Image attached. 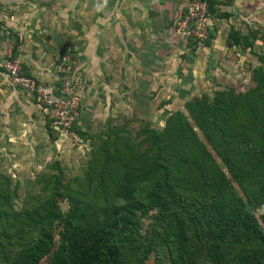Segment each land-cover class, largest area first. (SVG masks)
<instances>
[{
    "label": "trees",
    "instance_id": "trees-1",
    "mask_svg": "<svg viewBox=\"0 0 264 264\" xmlns=\"http://www.w3.org/2000/svg\"><path fill=\"white\" fill-rule=\"evenodd\" d=\"M214 11L211 0L208 12ZM235 34L228 33L227 44L241 40ZM210 35L192 43L209 44ZM12 39L11 58L20 44L17 36ZM263 63L254 69V85L246 91L222 87L195 95L181 108L167 109L160 129L145 123L131 137L109 125L106 136L115 137L113 147L103 143L105 152L97 156L92 149L95 158L89 159L86 173L91 181L86 186H95L101 202L71 187L61 193L64 176L55 163L54 172L36 181L39 204L14 212L25 224L39 227V234L23 241L12 263L37 264L48 253L47 264H145L162 245L171 251L172 264H264V213L260 223L245 207L264 204V179L257 175L264 170ZM29 80L39 86L34 77ZM31 95L40 104L36 91ZM51 121L46 131L58 137ZM58 196L67 203L65 212ZM153 209V224L143 233L138 215ZM54 222L59 224L56 243ZM199 244V259H190Z\"/></svg>",
    "mask_w": 264,
    "mask_h": 264
},
{
    "label": "crops",
    "instance_id": "crops-1",
    "mask_svg": "<svg viewBox=\"0 0 264 264\" xmlns=\"http://www.w3.org/2000/svg\"><path fill=\"white\" fill-rule=\"evenodd\" d=\"M1 1L15 11L21 7L23 10L21 15L6 20L8 27L2 30L12 42V36L18 37L16 30L22 35L18 47L20 78L32 76L39 86L55 93L62 66L55 56L68 50L62 55L74 56L71 62L87 79L95 77V72L104 84L107 75L103 70L110 69L115 86L126 84L131 90L137 81L155 86L158 100L164 105L169 103L167 109L181 108L187 99L206 93L216 71L231 62L230 54L224 57L228 50L236 55L243 53L239 51L242 47L227 44L230 28L243 20L261 24L258 18L264 15V0H212L215 11L209 12L211 38L205 45L193 44L175 33L176 21L185 12L182 0ZM77 6H81L80 12ZM94 6L101 9L93 15ZM31 21L50 23L48 28L41 26L52 34L48 42L40 35L39 24L34 27ZM58 22L72 25L67 28ZM166 86H175L172 94L164 93L165 89L168 92ZM127 97L133 98L128 93ZM47 116L29 91L13 85L7 73L0 71V132L9 146L26 144L29 148L40 141L47 143Z\"/></svg>",
    "mask_w": 264,
    "mask_h": 264
},
{
    "label": "rangeland",
    "instance_id": "rangeland-1",
    "mask_svg": "<svg viewBox=\"0 0 264 264\" xmlns=\"http://www.w3.org/2000/svg\"><path fill=\"white\" fill-rule=\"evenodd\" d=\"M77 7L80 12L81 6ZM21 9L22 7L15 11L14 8L0 0V68H3L2 72H6L3 67L4 60L12 54L13 50V42L4 36L2 30L8 27L5 22L6 20L12 19L11 16L13 15L18 16L22 14L23 10ZM100 9L101 6H94L91 9L93 11L90 12L94 15L95 12H99ZM83 13H87V11H83ZM259 19L260 18H258V21H261V24L253 21L250 22V20H243L242 23L239 22L234 27L230 28L228 33H236L235 35L239 36L241 39L238 43L230 41L233 43L232 46L242 47V50L238 48L239 51L243 53L236 55L234 53L235 51L229 52L228 50L224 57H228L230 54L229 60L231 62L228 63L225 68L216 71L214 74V83L206 91L207 94H212L213 90L222 87H229L234 91L244 92L254 85V82H252L254 69L260 65L261 60L264 61V15L263 19ZM18 23H21V21ZM31 23L35 27V24L37 25L38 22L35 23L31 21ZM38 24L40 35L48 42L52 34L49 31H44L41 26L43 28H48L50 27V23L44 21ZM58 24L59 26L62 24L61 26L67 28L72 25V23L65 25L62 22H58ZM16 33L18 35V41H22V35L19 34L17 30ZM47 42L45 43L47 44ZM226 42L229 43L228 38ZM66 53H68V50L60 52L55 58L59 57L62 66L67 64L70 65L81 77L79 117L76 124L73 125L74 129H77L74 130L76 131L75 142H62L56 144L57 137H52L47 133V136L45 135L48 137L47 143H42L40 141L38 144H33L34 147L28 148L25 147L26 144H24L25 146L23 147L19 145L18 148H14L9 146L6 140L7 138H3L0 132V193L6 196L4 200H2L0 196V200H2L0 201V264H13L12 257L21 249L23 241L28 238V236H38L39 227L25 224L14 212L21 211L23 208H31L39 204V199L42 195L39 192L40 185L37 184L36 181H38L39 177L54 172L55 163H58L64 176L60 190L61 193L64 194L66 190L71 187L73 190H77L78 193L85 194L86 199L90 201L99 199L101 202L102 200L98 195L99 191L94 189L95 186H86L87 183L91 182L86 181V173L90 170L89 159L95 158L93 154L92 156L90 154L92 149H96L95 152L97 156V152L100 154L105 152V149L102 148L103 143L107 144L108 149L113 147L115 137L112 134L106 136L108 126L110 125L121 133L122 135L120 134V136L131 134V137H135L137 131H140L145 123H150V125L156 129L162 128L165 124V119L168 114V110L165 107H169V103L168 105H164L158 100V94L156 93L155 95L154 92L155 86L141 84L142 82L138 84V81L137 85L131 90L126 84L124 86H115L111 79L112 70L110 69L103 70V73L107 75L105 76L103 74L104 78L106 77L104 84H101V80L97 77L95 72H93L95 77L92 79L90 78L91 80L87 79V75L85 76V73H83L80 68L75 67L73 62H71V58L75 57L71 55H62ZM17 54L14 58L17 59L18 67L20 68L19 58L21 56ZM62 66H60V70H58L59 76L62 73ZM100 71L102 72V70ZM103 85L107 87L104 88ZM167 88L168 92L165 89L164 93H169L170 95V93H173L175 86ZM127 93L131 94L133 98L129 99ZM165 95L167 96V94ZM178 105L181 104L179 103ZM160 107H163L164 110L161 111ZM172 109L175 110L177 108L175 106L172 107ZM47 119L51 120L48 116ZM197 135L201 141L205 142V138L200 132L197 131ZM214 156L218 162L219 158L215 154ZM257 175L263 180L264 170L261 172L260 168L257 171ZM91 180L93 182L96 181L97 178L95 177ZM34 181L35 184L33 183ZM237 190L240 191L239 188H237ZM241 195L247 202L245 194L242 193ZM57 203L63 212L67 210V203L60 198V196L57 198ZM245 207L248 211L254 213L259 219V222L262 223L260 215L264 213V204L259 206L246 204ZM155 211L156 209H153L148 212L140 213L136 210V213H140L138 219L142 224L143 233L152 226L155 218ZM262 225L264 226L263 223ZM57 226H59V224L56 222L51 226L55 243L57 241ZM50 245L49 253L53 250L52 243ZM201 248L199 244L195 249L194 256L190 259L198 260L202 252ZM171 256L172 253L167 246L159 245L155 251L146 258L145 264H172ZM48 259V253L44 254L37 264H47Z\"/></svg>",
    "mask_w": 264,
    "mask_h": 264
},
{
    "label": "built area",
    "instance_id": "built-area-1",
    "mask_svg": "<svg viewBox=\"0 0 264 264\" xmlns=\"http://www.w3.org/2000/svg\"><path fill=\"white\" fill-rule=\"evenodd\" d=\"M185 12L176 21L174 31L176 34L193 41L204 42L210 31L209 3L211 0H182ZM20 47V46H19ZM13 48V44H12ZM3 67L8 75V80L30 93L36 91L37 99L52 119L53 126L58 129L59 135H64L63 142H75L76 133L73 125L79 117V103L81 99V77L70 65L62 66L59 76V94L50 93L46 88L35 85L29 79L19 76L17 59L8 56ZM58 135V136H59Z\"/></svg>",
    "mask_w": 264,
    "mask_h": 264
},
{
    "label": "water",
    "instance_id": "water-1",
    "mask_svg": "<svg viewBox=\"0 0 264 264\" xmlns=\"http://www.w3.org/2000/svg\"><path fill=\"white\" fill-rule=\"evenodd\" d=\"M64 141V135H59L56 139V144H60Z\"/></svg>",
    "mask_w": 264,
    "mask_h": 264
}]
</instances>
